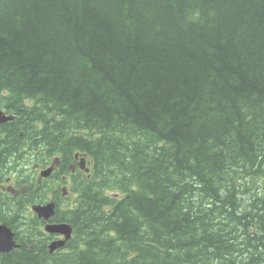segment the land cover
Here are the masks:
<instances>
[{"label": "trees", "instance_id": "16d2710c", "mask_svg": "<svg viewBox=\"0 0 264 264\" xmlns=\"http://www.w3.org/2000/svg\"><path fill=\"white\" fill-rule=\"evenodd\" d=\"M0 110V168L58 158L73 230L0 264H264V0H0Z\"/></svg>", "mask_w": 264, "mask_h": 264}, {"label": "water", "instance_id": "95a60500", "mask_svg": "<svg viewBox=\"0 0 264 264\" xmlns=\"http://www.w3.org/2000/svg\"><path fill=\"white\" fill-rule=\"evenodd\" d=\"M10 118H6L2 112L0 111V125L9 121ZM50 170L44 173V175H48ZM38 215L39 218H43L44 220H48L54 214V206L53 204H49L46 206H34L32 208ZM46 231L51 234H60L64 235L65 240L60 242L53 243L49 248L50 251H54L55 249L62 247L66 240L70 238L71 228L66 224H52L46 227ZM14 247V243L12 241V234L6 228L0 227V252H8Z\"/></svg>", "mask_w": 264, "mask_h": 264}, {"label": "flooded vegetation", "instance_id": "af4514ba", "mask_svg": "<svg viewBox=\"0 0 264 264\" xmlns=\"http://www.w3.org/2000/svg\"><path fill=\"white\" fill-rule=\"evenodd\" d=\"M12 143L14 144V140L12 139ZM24 157L26 159H22L23 162L28 161L27 159H32L33 161H35V159L38 157V151L35 149L34 154H32L31 152H26L24 154ZM48 166V165H47ZM46 166V167H47ZM44 161L41 163H34L30 169V171L28 172L30 177L33 179V181L38 184L39 186H44V185H49L51 187H53V189L49 192L50 197L53 199H57V197H60V192H59V188L61 187L60 185V180L56 179L55 177H49L44 179L43 177H41L40 172L42 170H44ZM63 176H61L62 178ZM6 184L5 183H0V191H5L6 190ZM10 188H7V190H9ZM48 196V195H47ZM39 226L40 229L44 230V221L41 222L39 221Z\"/></svg>", "mask_w": 264, "mask_h": 264}, {"label": "rangeland", "instance_id": "374dc122", "mask_svg": "<svg viewBox=\"0 0 264 264\" xmlns=\"http://www.w3.org/2000/svg\"><path fill=\"white\" fill-rule=\"evenodd\" d=\"M13 139V138H12ZM12 139H10V140H12ZM25 215L29 218V215L27 214V213H25Z\"/></svg>", "mask_w": 264, "mask_h": 264}, {"label": "bare ground", "instance_id": "6f19581e", "mask_svg": "<svg viewBox=\"0 0 264 264\" xmlns=\"http://www.w3.org/2000/svg\"><path fill=\"white\" fill-rule=\"evenodd\" d=\"M15 116V115H14ZM16 117V116H15Z\"/></svg>", "mask_w": 264, "mask_h": 264}]
</instances>
